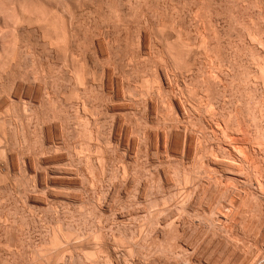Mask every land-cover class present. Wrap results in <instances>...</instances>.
Listing matches in <instances>:
<instances>
[{
    "label": "rangeland",
    "instance_id": "rangeland-1",
    "mask_svg": "<svg viewBox=\"0 0 264 264\" xmlns=\"http://www.w3.org/2000/svg\"><path fill=\"white\" fill-rule=\"evenodd\" d=\"M40 1L47 5L46 8L51 9L48 10L52 12V18H56L52 20L53 23L56 22L54 25L57 26L55 27L58 32V27H61L63 22L70 27L69 35H73H70L71 42L68 46L73 51V48H76L77 54L74 64L88 80L85 79L81 93L78 90L76 96L77 90L74 92L71 78L72 70H69V74L61 73L65 76L60 81L62 83L51 84L52 88L47 86L48 90L52 89L49 92L56 96L55 100L49 104L42 96V99H39L44 100V103L37 99L34 106L28 104V112L25 114L23 107L29 100L11 102V88L5 85L4 77L0 78V221L9 220V230L14 234V241L9 245L3 240L2 233L0 234V259L5 260L4 263L0 260V264H12V259L13 264H91L94 262L89 261L98 257H101L100 262H104L103 264H264V141L261 142L264 139V0L38 2ZM33 26L34 34L30 33L26 38L31 41V45L33 43V46L38 48L32 46V50L35 49L33 56L22 55L20 70H29L26 74L31 76L29 74H33L37 69L39 71L42 65H48L49 68L53 66L54 69V66L61 68L66 54L71 55V52L62 50L66 53L63 55L61 50H55V54L51 53V57H46L50 53L46 54L41 41L40 45L37 44L39 38L35 32L38 26ZM74 41L76 44L80 41L78 48ZM70 63L72 61L69 62L71 66ZM51 71L54 72L52 68ZM176 104L182 105V114L177 113ZM31 108L34 112L30 111ZM54 108L63 110L57 114L53 112ZM238 122L245 127L240 125V128H237ZM170 123L172 124L169 125ZM182 123L184 125L179 127ZM48 124L51 128L57 125L59 131L51 129L48 133L45 130L49 128ZM177 127L185 132L184 136L181 130L177 131ZM219 127L223 130H218ZM169 128H173L174 133L172 130L170 132ZM236 128L241 130V133H232ZM185 129H189L193 133L192 136ZM212 129L214 132H211ZM246 130H249L250 134ZM156 131L159 135L155 134ZM222 131H225L223 135ZM216 132L218 136L215 135ZM194 134L197 136L194 137ZM229 134L230 136L224 137ZM242 134H248V143H242L245 138ZM188 136L194 138V144H190V154L186 153V145L181 144H185L183 139ZM216 137L222 142L215 141ZM249 139L252 140L251 145ZM237 141H240V144ZM228 142L233 144L234 150L238 149L239 153L236 151L237 155H232L235 158L227 154L228 152H223V149L222 153L218 150L222 148L221 144H229ZM258 143L262 144L260 149ZM51 146L56 148L52 149ZM241 148L246 151L242 152ZM40 149H44L45 153ZM247 149L250 153L253 151L251 156ZM244 152L251 157L250 162L253 161L252 157L257 156L253 161L255 163L251 162L254 166H250L247 154L243 156ZM58 154H61L64 160L53 162L54 164L46 162V158ZM221 155L229 160H224ZM25 156L29 158L25 160ZM30 157L32 175L25 172L26 161L30 160ZM215 158L219 162H215ZM206 160H214L215 163L210 164ZM244 160L248 163L243 162ZM238 161L240 163L235 164ZM55 163L61 166L60 169L63 168V176L69 177L64 179L70 183L56 188V191L53 188V192L44 185V180L45 173H49L54 167L57 168ZM217 163H233L234 168L237 165L239 169L243 166L245 168L243 167L240 173L236 168L233 173L238 170L239 175L236 173L233 177L227 171L230 169L226 166H215ZM230 177L234 179L231 180ZM74 180L78 182L77 185ZM27 187L30 189H26ZM72 197L78 200L74 202ZM102 206L105 210H101ZM138 210L144 212L143 216L140 214L138 218L133 217ZM6 215H9L8 218ZM119 215H123L124 219L118 218ZM225 216L229 218L230 223ZM231 220H234L233 224ZM215 222L219 225L216 228L219 229L215 228ZM222 222L225 226L227 223L233 227L229 226L228 229ZM220 227L227 228L229 233ZM130 231L135 236L132 237ZM56 234L60 237L59 246L56 240L53 242ZM134 237L139 239V243L136 239H131ZM115 241L118 243L114 249L122 250L123 254H120V259H109L107 248L102 249V252L99 249L108 243V246H112ZM131 241L137 242L138 245L135 246L133 242L132 246ZM50 242L53 245L49 246ZM131 246L139 247H134V252L130 254L128 250ZM50 254H54L53 258ZM57 257H63L64 260L59 263Z\"/></svg>",
    "mask_w": 264,
    "mask_h": 264
},
{
    "label": "bare ground",
    "instance_id": "bare-ground-1",
    "mask_svg": "<svg viewBox=\"0 0 264 264\" xmlns=\"http://www.w3.org/2000/svg\"><path fill=\"white\" fill-rule=\"evenodd\" d=\"M37 1V0H36ZM35 0H0V78L1 77H4L5 78V85L6 86H8L9 88H11V96H12V98H13V100H11V102L13 101V102H15L14 100H17L18 102H21L23 99L25 100H29L28 102L29 103H27V105L29 104V105H31V107H32V104H33V106H34V102H36L37 101V99H42V96L43 97H45L44 99H46V102L47 103H52L53 102V100H55V97L51 94L52 92H49L50 90H52L51 88V84H56V85H58V83H62V82H60V81H62L63 79H64V77L65 76H63V74H61V73H63V72H68V74H69V70L71 71L72 70V84H73V87H75L73 90H74V92H76V90H77V93L75 94L76 96H78L77 94H78V90H79V92H80V89H81V87L83 86V84H85L84 82H86L85 81V79L87 78H85L84 76H83V74H82V71H81V69L80 68H77L76 66H75V59L77 58L76 57V48H73L74 49V51L71 49H69V46H70V43L69 42H71V41H69L71 38H70V35H71V37H72V35L73 34H70L69 35V29H70V27L69 26H67L66 24L67 23H62L61 24V27L59 26L58 27V29H59V32H58V30H56L57 28V26L56 25H54L55 23H53L54 21L52 20L53 18H52V16H51V14H52V12H49V10L48 9H50V8H46L47 7V5L45 6V4L42 2V1H40V2H42V3H40V2H36ZM77 3H79L78 1H77ZM43 4V5H42ZM51 10V9H50ZM51 13V14H50ZM53 15V14H52ZM57 15V14H56ZM77 15V14H76ZM54 19H56V18H54ZM58 20V19H57ZM56 20V21H57ZM61 20H62V18H61ZM66 20V19H65ZM61 22V21H60ZM59 22V23H60ZM67 22V21H66ZM75 21L73 20V23H74ZM58 23V24H59ZM79 23V22H78ZM33 25H37L38 26V30L35 32L34 30V32L36 33L35 35H37V37L39 38V41H37L38 43L37 44H39V42L41 41V43H42V45L41 46H43V50L44 51H46V54H47V52L48 53H50V54H48V56H46V57H51V53H54L55 52V50H61L60 52H61V54H63V55H65L66 53H68L69 51L71 52V55H69V54H66V58H65V61H63L64 63H65V65H64V63H63V65H62V67L61 68H58V67H56V66H54L55 67V69L53 68V66L52 65H54V64H52L51 66L52 67H50L49 68V66L48 65H45V66H41V68L39 69V71H38V69L36 70V71H34L33 72V74L31 73V71H30V73L31 74H29V75H31V76H28L26 73L29 71H27L26 72V70H25V72L23 71H21L20 70V68H22V67H20L21 65H22V62H21V57H22V55H25V56H33L32 55V52H34L35 51V49H34V51L32 50L34 47H36V46H33V43H32V45L30 44L31 43V41H29V39L28 38H26V35H29L30 33H33L32 32V26ZM72 25V24H71ZM74 25V24H73ZM79 25V24H78ZM56 26V27H55ZM34 27V26H33ZM76 27V29H77V26H75ZM37 29V28H36ZM76 29H74V30H76ZM57 31V32H56ZM72 31V30H71ZM57 33V34H56ZM73 33H76V32H73ZM34 34V33H33ZM77 34V33H76ZM79 35V34H78ZM34 36V35H33ZM32 36V37H33ZM77 36V35H76ZM80 37V36H79ZM95 37V36H94ZM34 38H35V36H34ZM77 38H78V36H77ZM37 39V38H36ZM74 40V39H73ZM72 40V41H73ZM36 41V40H35ZM34 41V42H35ZM76 41V40H75ZM74 41V43L76 44V42ZM30 42V43H29ZM80 42V41H79ZM78 42V43H79ZM95 42V41H94ZM36 43V42H35ZM78 43L76 44L77 45V48H78ZM74 44V46H76ZM31 45V46H30ZM35 45V44H34ZM40 45V44H39ZM38 45V46H39ZM69 45V46H68ZM32 46H33V48H32ZM72 44H71V47L70 48H72ZM93 46V45H92ZM91 46V47H92ZM36 48H38V47H36ZM48 50V51H47ZM65 51L66 53L64 54V52L63 51ZM69 50V51H68ZM78 50V49H77ZM43 51V52H44ZM73 51V52H72ZM79 51V50H78ZM77 51V52H78ZM96 51V50H95ZM38 52V51H37ZM36 52V53H37ZM42 52V53H43ZM58 52V51H57ZM56 52V53H57ZM63 52V53H62ZM69 52V53H70ZM75 52V53H74ZM35 54V53H34ZM44 54H45V52H44ZM45 54V55H46ZM55 54V53H54ZM54 54L52 55V57L54 58ZM59 54V53H58ZM105 54V53H104ZM43 55V54H42ZM50 55V56H49ZM81 55V54H80ZM62 56V55H61ZM24 57V56H23ZM38 57H40V56H38ZM44 57V56H43ZM71 57V58H70ZM81 57V56H80ZM34 58V57H33ZM42 59V58H41ZM40 59V60H41ZM49 59H52V58H48V60ZM23 60V59H22ZM38 60H39V58H38ZM46 60H47V58H46ZM80 60V59H79ZM43 61V60H42ZM72 61V63H70V64H72L71 66L69 65V62H71ZM35 63H36V61H34ZM41 62V61H40ZM40 62H39V64H40ZM49 62V61H48ZM51 62V61H50ZM57 62V61H56ZM56 62H54L55 63V65H56ZM58 62H60V61H58ZM51 64V63H50ZM58 65V64H57ZM80 65V64H79ZM26 66V65H25ZM28 66V65H27ZM36 66H38V65H36ZM66 66V68H64ZM78 66V65H77ZM83 67V66H82ZM32 68V67H31ZM36 68V67H35ZM51 68L54 70V72L52 73V71H51ZM57 68H58V70H57ZM95 68V67H94ZM24 70V69H23ZM55 71H57V72H55ZM81 71V72H80ZM91 71V70H90ZM89 72V71H88ZM55 74V75H54ZM59 74V76H57ZM62 76H61V75ZM87 74V73H86ZM64 75H65V73H64ZM93 75H95V74H93ZM68 76V75H67ZM71 76V75H70ZM87 76V75H86ZM209 76V75H208ZM4 78H3V80H4ZM215 79V78H214ZM71 80V79H70ZM87 80H88V78H87ZM213 81V80H212ZM88 82V81H87ZM50 83V84H49ZM66 83V82H65ZM67 84V83H66ZM50 86L51 88H50V90H48V88L49 87H47V86ZM68 85V84H67ZM91 88H92V86H91ZM85 89H87V88H85ZM62 90V89H61ZM54 91V90H53ZM4 92V91H3ZM59 92V91H58ZM86 92H87V90H86ZM6 93V92H5ZM8 93V92H7ZM54 93V92H53ZM81 93V92H80ZM56 94V93H55ZM88 94V93H87ZM4 95V94H3ZM62 95V94H61ZM63 95H64V93H63ZM62 95V96H63ZM58 96V95H57ZM61 96V97H62ZM75 96V97H76ZM2 97V96H1ZM74 97V96H73ZM80 97V96H79ZM87 97H88V95H87ZM8 98V97H7ZM2 99V98H1ZM8 99H10V94H9V98ZM39 99V100H40ZM86 99V98H85ZM5 100H6V98H5ZM48 100V101H47ZM71 100V99H70ZM88 100V99H87ZM6 101H8V100H6ZM5 101V102H6ZM42 100H40V102H41ZM44 101V100H43ZM42 101V102H43ZM83 101V100H82ZM17 102V103H18ZM24 102V101H23ZM22 102V103H23ZM27 102V101H26ZM33 102V103H32ZM39 102V107L41 106V103ZM45 102V103H46ZM61 102H62V99H61ZM60 102V103H61ZM79 102V101H78ZM89 102H90V100H89ZM16 103V102H15ZM21 103V104H22ZM38 103V102H37ZM44 103V102H43ZM46 103V104H47ZM7 104V103H6ZM20 104V103H19ZM18 104V105H19ZM46 104H43V105H46ZM69 104V103H68ZM84 104H85V102H84ZM92 104V103H91ZM12 105V104H11ZM15 105V104H14ZM26 104H24V106L25 107H23L24 108V110L23 111H25V114H26V112H28V107H29V105L27 106ZM36 105V104H35ZM59 105V104H58ZM86 105H87V103H86ZM86 105L84 106L85 108H87L86 107ZM177 105V110H178V114H182L183 113V111L184 110H182V105L181 106H178V104H176ZM184 105V104H183ZM2 106H4V105H2ZM62 106H63V104H62ZM80 106V105H79ZM77 107V106H76ZM19 108V107H18ZM49 108V107H48ZM60 108V107H59ZM62 108V107H61ZM9 109V108H8ZM11 109V108H10ZM30 109V108H29ZM72 109V108H71ZM124 109V108H123ZM45 110V109H44ZM52 110V109H51ZM62 110L63 109H60V110H56L55 108L53 109V112H56L57 114H59L58 112L60 111V112H62ZM68 110V109H67ZM74 110V109H73ZM84 110V109H83ZM86 110V109H85ZM90 110V109H89ZM88 109H87V111H89ZM93 110V109H92ZM176 110V111H177ZM250 110V109H249ZM263 110V109H262ZM8 111V110H7ZM30 111H33L34 112V110L31 108V110ZM41 111V110H40ZM65 111V110H64ZM63 111V112H64ZM76 111V110H75ZM87 111H86V113H87ZM91 111V110H90ZM254 111V110H253ZM6 112V111H5ZM9 112V111H8ZM43 112V111H42ZM45 112V111H44ZM49 112V111H48ZM51 112V111H50ZM36 113V112H35ZM89 113V112H88ZM239 113V112H238ZM254 113V112H253ZM7 114V113H6ZM29 114V113H28ZM44 114V113H43ZM54 114V113H53ZM72 114V113H71ZM93 114V113H92ZM91 114V115H92ZM177 114V115H178ZM258 114V113H257ZM8 115V114H7ZM24 115V114H23ZM62 115V114H61ZM66 115V114H65ZM76 115V114H75ZM87 115V114H86ZM88 115H90V114H88ZM184 115V114H183ZM264 115V114H263ZM34 116V115H33ZM55 116V115H54ZM82 116V115H81ZM181 116V115H180ZM186 116H187V114H186ZM3 117V116H2ZM30 117V116H29ZM49 117V116H48ZM77 117V116H76ZM90 117V116H89ZM250 117V116H249ZM254 117V116H253ZM10 118H12L11 116H10ZM14 118V117H13ZM25 118V117H24ZM32 118V117H31ZM38 118V117H37ZM206 118V117H205ZM217 118V117H216ZM237 118V117H236ZM2 119V118H1ZM6 119V118H5ZM4 119V120H5ZM15 119V118H14ZM28 120H29V118H27ZM27 119H25V120H27ZM40 119H42V118H40ZM40 119H39V121H40ZM178 119H180V118H178ZM186 119V118H185ZM212 119V118H211ZM210 119V121H213V120H211ZM255 119H257V118H255ZM254 119V120H255ZM7 120V119H6ZM19 120H20V118H19ZM23 120V119H22ZM141 120H142V118H141ZM144 120V119H143ZM216 120V119H215ZM233 120V119H232ZM3 121V120H2ZM30 121H32L31 119H30ZM45 121V120H44ZM43 121V122H44ZM82 121V120H81ZM140 121V120H139ZM181 121V120H180ZM185 121V120H184ZM207 121V120H206ZM218 121V120H217ZM231 121V120H230ZM244 121V120H243ZM256 121V120H255ZM264 121V120H263ZM25 122V121H24ZM61 122V121H60ZM140 122H142V121H140ZM139 122V123H140ZM144 122V121H143ZM174 122V121H173ZM216 122V121H215ZM233 122H234V120H233ZM257 122H258V120H257ZM39 123H41V122H39ZM176 123V122H175ZM180 123V122H179ZM179 123H176V124H179ZM184 123V122H183ZM182 123V125H178L179 127H181V126H183L184 124ZM224 123H227V122H225L224 121ZM242 123V122H241ZM16 124V123H15ZM18 124V123H17ZM28 124V123H27ZM42 124V123H41ZM44 124H46V123H44ZM43 124V125H44ZM172 123H170L169 125H171ZM188 124V123H187ZM187 124L185 125V128H187L186 126H187ZM209 124V123H208ZM228 124H229V122H228ZM238 124H239V122H238ZM243 124H245V123H243ZM248 124V123H247ZM253 124V123H252ZM255 124V123H254ZM262 124V123H261ZM9 125H10V123H9ZM22 125V124H21ZM25 125V124H24ZM38 125V124H37ZM49 125V124H48ZM217 125H219V124H217ZM225 125V124H224ZM232 125H234V124H232ZM231 125V126H232ZM240 125L241 124H239V125H237V126H239V127H237V128H240ZM258 125V124H257ZM1 126V125H0ZM14 126H17V125H14ZM39 126V125H38ZM138 126V125H137ZM206 126V125H205ZM212 126V125H211ZM241 126H243V127H245L244 125H241ZM248 126V125H247ZM249 126H250V124H249ZM9 127V126H8ZM19 127H21V126H19ZM18 127V128H19ZM23 127V126H22ZM24 127H26V126H24ZM33 127V126H32ZM170 127V126H169ZM174 128H175V126H173ZM209 127V126H208ZM217 127V126H216ZM221 127V126H220ZM220 127H219V129L218 130H220ZM228 127V126H227ZM263 127V126H262ZM26 128H28V126L26 127ZM42 128V127H41ZM63 128V127H62ZM131 128V127H130ZM140 128V127H139ZM138 128V129H139ZM166 128V127H165ZM178 128V127H177ZM176 128V129H177ZM193 128V127H192ZM212 128V127H211ZM224 128V127H223ZM236 128V129H237ZM248 128V127H247ZM254 128V127H253ZM258 128H259V126H258ZM2 129V128H1ZM17 129V128H16ZM22 129V128H21ZM51 129H52V131L54 130H56L57 132L59 131L58 130V127H57V125H54L52 128H51V126L49 125V128L47 127V129H45V130H47L48 131V133L51 131ZM143 129V128H142ZM145 129V128H144ZM170 129V128H169ZM175 129V130H176ZM217 129V128H216ZM229 129H231V128H229ZM229 129L227 130V131H229ZM244 129V128H243ZM243 129H242V133H244V131H243ZM249 129V128H248ZM264 129V128H263ZM15 130V129H14ZM18 130V129H17ZM24 130V129H23ZM31 130V129H30ZM50 130V131H49ZM155 130H157V128L155 129ZM171 130H172V133H174L173 131H174V129L173 128H171L170 129V132H171ZM181 130V133H182V135L185 133H183L182 132V129H180ZM180 130H179V128H178V132H180ZM186 130V129H185ZM189 130V129H188ZM188 130H186L187 132H190V130L188 131ZM192 130V129H191ZM211 130V129H210ZM213 130V129H212ZM221 130H223V129H221ZM220 130V131H221ZM225 130V129H224ZM238 130V131H237ZM237 130H233L232 131V133L234 132V134L236 133V132H240L239 131V129H237ZM245 130V129H244ZM3 131H5V129L3 130ZM16 131V130H15ZM21 131V130H20ZM27 131V130H26ZM32 131V130H31ZM138 131V130H137ZM144 131H146V129L144 130ZM176 131V134H178V132ZM184 131V130H183ZM236 131V132H235ZM247 131V130H246ZM249 131V130H248ZM248 131H247V133H248ZM128 132V131H127ZM126 132V133H127ZM169 132V133H170ZM208 132V131H207ZM211 132H214V130L213 131H211ZM225 132V131H224ZM224 132L222 131V135L224 134ZM250 132V131H249ZM252 132V131H251ZM257 132H259V131H257ZM25 133V132H24ZM29 133V132H28ZM143 133V132H142ZM157 133V131L155 132V134ZM163 133V132H162ZM195 133V132H194ZM203 133V132H202ZM230 133V132H229ZM241 133V132H240ZM264 133V132H263ZM21 134H22V132H21ZM56 134V133H55ZM58 134V133H57ZM139 134V133H138ZM141 134V133H140ZM145 134V133H144ZM158 135H159V133H157ZM156 134V135H157ZM191 134H193L192 132H190V134L189 135H191ZM214 134V133H213ZM217 134V135H216ZM228 134V133H227ZM231 134V133H230ZM230 134L229 135H225L224 137H228V136H230ZM237 134V133H236ZM239 134V133H238ZM248 134H250V133H248ZM248 134H242V135H245V138L243 139L244 141H242V143H244L245 141L247 142L248 141V139L246 138V135H248ZM4 135V134H3ZM25 135V134H24ZM29 135V134H28ZM49 135H52V134H49ZM127 135H128V133H127ZM137 135V134H136ZM164 136H165V134H163ZM167 135V134H166ZM173 135V134H172ZM180 135V134H179ZM178 135V136H179ZM182 135H181V137H182ZM205 135V134H204ZM207 135V134H206ZM215 135L216 136H218V133L216 132L215 133ZM232 135V134H231ZM137 136H140V135H137ZM136 136V137H137ZM184 136V135H183ZM192 136V135H191ZM186 137L185 139H183L184 140V143L185 144H183L182 142H181V144L182 145H186V153H188V154H190V148L192 147L190 144L191 143H193L194 144V142H192V141H194V140H192V139H194V138H192V137ZM197 135H195L194 134V137H196ZM233 136V135H232ZM231 136V137H232ZM239 136V135H238ZM251 136L252 137H254L252 134H251ZM257 136H258V134H257ZM17 137V136H16ZM26 137V136H25ZM135 137V138H136ZM148 137H149V135H148ZM161 137V136H160ZM159 136H158V138H160ZM163 137V136H162ZM169 137V136H168ZM167 137V138H168ZM173 137V136H172ZM180 137V138H181ZM202 137V136H201ZM204 137V136H203ZM215 137V136H214ZM223 137V136H222ZM231 137H229L230 139H232ZM244 137V136H243ZM258 137H260V136H258ZM263 137V136H262ZM28 138V137H27ZM53 138V137H52ZM99 138V137H98ZM138 138V137H137ZM165 138V137H164ZM180 138H178V139H180ZM221 138V137H220ZM229 138H227V140H229ZM234 138H235V136H234ZM233 138V139H234ZM241 138H242V136H241ZM241 138H240V141H241ZM250 138V137H249ZM264 138V137H263ZM32 139V138H31ZM49 139V138H48ZM140 139V138H139ZM163 139V138H162ZM196 139V138H195ZM213 139V138H212ZM219 139V138H218ZM225 139V138H224ZM245 139H247V140H245ZM253 139V138H252ZM257 139V138H256ZM25 140V139H24ZM51 140V139H50ZM136 140V139H135ZM134 140V141H135ZM145 140H146V137H145ZM165 139H163V141H164ZM171 139H170V137H169V141H170ZM182 140V141H183ZM217 140V137L215 138V141ZM227 140H224V141H226L227 142ZM236 140H238V138H236ZM235 140V141H236ZM254 140V139H253ZM258 140V139H257ZM257 140H256V142H255V144L257 143ZM260 140H261V138L259 139V142H260ZM23 141V140H22ZM30 141V140H29ZM129 141H131L130 139H129ZM159 141V140H158ZM166 141V140H165ZM176 141L178 142V140L176 139ZM229 141H231V140H229ZM234 141V140H233ZM234 141V142H235ZM239 141V142H240ZM252 141V140H251ZM250 141V139H249V142H250V145L252 144V142ZM262 141H264V139L263 140H261V142ZM139 142V141H138ZM142 142V141H141ZM161 142V141H160ZM172 142H173V140H172ZM198 142H200V141H198ZM217 142H220L219 140H217ZM222 142V141H221ZM220 142V143H221ZM234 142H232V143H234ZM238 142V141H237ZM238 142V143H239ZM9 143V142H8ZM14 143V142H13ZM43 143V142H42ZM52 143V142H51ZM140 143V142H139ZM143 143V142H142ZM229 143V142H228ZM241 143V144H242ZM248 143V142H247ZM263 143V142H262ZM130 144V143H129ZM192 144V145H193ZM217 144V143H216ZM231 143H229V144H227V143H224V144H221V146H222V148L220 147V148H218V150H220L221 151V149H223L224 151L223 152H228L227 154H230V156H232V155H234V154H236L237 155V153H236V151L238 150H234L235 148H233V144L232 145H230ZM240 144V143H239ZM239 144H238V146H239ZM254 144V143H253ZM255 144H254V147H256L255 146ZM261 143H258L257 145H259V149H260V146H262V144L260 145ZM264 144V143H263ZM30 145V144H29ZM128 145V144H127ZM131 145V144H130ZM133 145H134V143H133ZM136 145V144H135ZM141 145V144H140ZM178 145V144H177ZM198 145H199V143H198ZM244 145V144H243ZM249 145V144H248ZM11 146V145H10ZM26 146V145H25ZM43 146V145H42ZM129 146V145H128ZM188 146V147H187ZM191 146V147H190ZM199 146H201V144L199 145ZM216 146V145H215ZM236 146V145H235ZM234 146V147H235ZM253 146V145H252ZM8 147V146H7ZM49 147V146H48ZM52 147V146H51ZM59 147V146H58ZM131 147V146H130ZM129 147V148H130ZM135 147L136 146H134L133 148L135 149ZM171 147H172V145H171ZM180 147H182L181 145H180ZM179 147V148H180ZM197 147V146H196ZM240 147V146H239ZM242 147V146H241ZM244 147H246V146H244ZM264 147V146H263ZM26 148V147H25ZM31 148H32V145H31ZM56 148V147H55ZM55 148H53L52 147V149H55ZM165 148V147H164ZM193 148H194V146H193ZM236 148H237V146H236ZM252 148V147H251ZM16 149V148H15ZM174 149V148H173ZM202 149V148H201ZM204 149V148H203ZM262 149V148H261ZM29 151H30V149H28ZM41 150V149H40ZM43 151H44V149H42ZM41 150V151H42ZM58 150V149H57ZM56 150V151H57ZM129 150V149H128ZM136 150V149H135ZM179 150V149H178ZM177 150V151H178ZM181 150H182V148H181ZM183 150H184V148H183ZM193 150V149H192ZM206 150V149H205ZM242 152H243V150L244 149H240ZM248 150L249 149H247V152H248ZM254 150H255V148H254ZM264 150V149H263ZM9 151V150H8ZM18 151V150H17ZM42 151V152H43ZM51 151V150H50ZM49 151V152H50ZM56 151H54L53 150V152H56ZM130 151V150H129ZM133 151V150H132ZM201 151H203V150H201ZM220 151L218 152V153H220ZM244 151H246V150H244ZM4 152V151H3ZM15 152V151H14ZM33 152V151H32ZM36 152V151H35ZM38 152H39V150H38ZM64 152V151H63ZM170 152V151H169ZM175 152V151H174ZM180 152H182V151H180ZM185 152V151H184ZM184 152H183V154H184ZM192 152V151H191ZM238 152V151H237ZM253 152V151H252ZM251 152V153H252ZM261 152H263V151H261ZM30 153V152H29ZM44 153H45V151H44ZM52 153V152H51ZM58 153H59V151H58ZM62 153V152H61ZM178 153H179V151H178ZM193 153H195V152H193ZM221 153H222V151H221ZM239 153V152H238ZM245 153L246 152H244V154H243V156L245 157ZM248 153H250V152H248ZM251 153L249 154V156H251ZM260 153V152H259ZM258 153V154H259ZM11 154V153H10ZM63 154V153H62ZM133 154V153H132ZM247 154V153H246ZM255 154H257V149H256V151H255ZM196 155V154H195ZM194 155V156H195ZM205 155V154H204ZM223 155H225L226 157L228 156V155H226V154H223ZM30 156V155H29ZM40 156V155H39ZM41 156H42V153H41ZM40 156V157H41ZM51 156V155H50ZM63 156H64V154H63ZM63 156L60 154V156H59V154L58 155H54L53 157H50L49 159L48 158H46L47 160H46V162H48V164L49 163H52V164H54L53 162H57V161H60V160H64V158H63ZM130 156H131V154H130ZM222 156V155H221ZM248 156V154L246 155V158H247V161H249L250 162V160H249V158H251V157H247ZM253 156V155H252ZM65 157V156H64ZM132 157V156H131ZM175 157V156H174ZM186 156H184V158H185ZM222 157H224V156H222ZM226 157H224L223 159L224 160H226L227 161V159L229 158V156H228V158L227 159H225ZM239 157H241V156H238V158ZM257 157V156H256ZM255 156H254V158H256ZM7 158V157H6ZM11 158H13V157H11ZM27 158H29V157H26L25 156V160L27 159ZM45 158V157H44ZM181 158V157H180ZM183 158V159H184ZM205 158H206V156H205ZM231 158V157H230ZM229 158V159H230ZM232 158H235V157H233L232 156ZM237 158V159H238ZM253 157H252V159H253V161L255 160ZM140 159V158H139ZM189 159V158H188ZM209 159V158H208ZM214 159V158H213ZM218 159V158H217ZM222 159V160H223ZM228 159V160H229ZM236 159V160H237ZM37 160H38V158H37ZM133 160V159H132ZM136 160V159H135ZM138 160V159H137ZM221 160V159H220ZM232 160V159H231ZM235 160V161H236ZM239 160H241V159H239ZM246 160V159H245ZM243 161V162H245V163H248V162H246V161ZM40 161V160H39ZM181 161H183V160H181ZM188 161V160H187ZM207 161V160H206ZM214 161V160H213ZM213 161H207V162H209L210 164H213V163H215V162H219V160L217 161L216 160V158H215V162H213ZM225 161V162H226ZM253 161H251L253 164L255 163V162H253ZM258 161V160H257ZM25 162V161H24ZM27 162V169H25L26 171L25 172H28V173H31L32 172V160H31V157H30V160H28V161H26ZM25 162V163H26ZM45 162V161H44ZM131 162V161H130ZM141 162V161H140ZM178 162V161H177ZM222 162H224V161H222ZM232 162V161H231ZM242 162V163H243ZM250 162V163H251ZM11 163V162H10ZM22 163H23V161H22ZM42 163V162H41ZM60 163V162H59ZM133 163V162H132ZM184 163V162H183ZM227 164H228V162H226ZM229 163H230V161H229ZM240 162L238 161V163H235V164H239ZM251 163V165L250 166H252L253 164ZM7 164V163H6ZM137 164V163H136ZM138 164H139V162H138ZM209 164V165H210ZM223 164V163H222ZM225 165V163H224V165H221V166H226L228 169H230V170H227L228 171V173L229 174H232L233 175V177L235 176L234 174H236L237 173V171H236V173H233V172H235V169L237 168V166H236V168H234V166H233V163H231V164H229V165ZM40 165V164H39ZM55 165H56V163H55ZM55 165H53V166H55ZM57 165H58V163H57ZM56 165V166H57ZM63 165V164H62ZM133 165V164H132ZM186 165V164H185ZM219 164L217 163L215 166H218ZM219 165V166H220ZM244 164H242V166H243ZM247 165V164H246ZM50 166V165H49ZM140 166V165H139ZM208 166V165H207ZM240 166V165H239ZM249 166V165H248ZM254 166V165H253ZM9 167V166H8ZM59 167V168H58ZM185 167V166H184ZM209 167V166H208ZM213 167V166H212ZM244 168H245V166H243ZM243 167H241L240 169L239 168H237V169H239V173H240V170L243 168ZM23 168V167H22ZM26 168V167H25ZM52 168V167H51ZM61 168V166H57V168H53V169H51V171L49 172V173H45L46 174V180H44L45 181V184L44 185H47L46 187L47 188H49L50 189V191H51V189L53 190V192H54V189H55V191L56 190H58V189H56V188H60V187H62V186H64V184H66L67 182L68 183H70V181H66V179L67 178H69V177H65V176H63L64 174H65V172L63 171V168L62 169H60ZM159 168V167H158ZM207 168V167H206ZM223 168V167H222ZM249 168V167H248ZM18 169V168H17ZM24 169V168H23ZM155 169V168H154ZM163 169V168H162ZM199 169H201V168H199ZM198 169V170H199ZM254 169V168H253ZM43 170V169H42ZM46 170V169H45ZM50 170V169H49ZM206 170V169H205ZM232 170V171H231ZM247 170V169H246ZM24 171V170H23ZM128 171V170H127ZM140 171V170H139ZM230 171V172H229ZM247 171H249V170H247ZM73 172V171H72ZM190 172V171H189ZM188 172V173H189ZM206 172V171H205ZM28 173H26V175H28ZM42 173V172H41ZM66 173H67V175H68V172L66 171ZM133 173H135V172H133ZM138 173V172H137ZM207 173V172H206ZM215 172H213V174H214ZM239 173H237L238 175H239ZM249 173V172H248ZM23 174V173H22ZM40 174V173H39ZM44 174V173H43ZM71 174V173H70ZM31 175H32V173H31ZM30 175V177L32 178V176ZM138 175V174H137ZM152 175H154V174H152ZM151 175V176H152ZM159 175V174H158ZM198 175V174H197ZM216 175V174H215ZM238 175H236V176H238ZM167 176V175H166ZM188 176H190V175H188ZM210 176V175H209ZM221 176V175H220ZM64 177L66 178V179H64ZM136 177V176H135ZM227 177V176H226ZM44 178V177H43ZM139 178V177H138ZM183 178H185V177H183ZM189 179V177H186V179ZM203 178V177H202ZM201 178V179H202ZM4 179V178H3ZM213 179V178H212ZM229 179H231V180H233L231 177L229 178ZM236 179V178H235ZM26 180V179H25ZM32 180V179H31ZM74 181H76V180H74ZM181 181V180H180ZM186 182H188V180H185ZM28 182V181H27ZM27 182H25V183H27ZM77 182V181H76ZM163 182V181H162ZM13 183V182H12ZM16 183V182H15ZM23 183V182H22ZM71 183H72V181H71ZM134 183V182H133ZM214 183V182H213ZM29 184V183H28ZM74 184H78V182L77 183H75L74 182ZM23 185V184H22ZM42 185V184H41ZM183 185V184H182ZM187 186H188V184H186ZM185 185V186H186ZM207 185V184H206ZM29 186V185H28ZM138 186V185H137ZM164 186V185H163ZM167 186V185H166ZM179 186V185H178ZM185 186H183V187H185ZM24 187H25V185H24ZM43 187V186H42ZM41 187V188H42ZM139 187V186H138ZM29 187H27L26 189H28ZM32 188V187H31ZM37 188V187H36ZM39 188V187H38ZM44 188V187H43ZM54 188V189H53ZM141 188V187H140ZM162 188V187H161ZM186 188V187H185ZM188 188V187H187ZM189 188H191V187H189ZM188 188V189H189ZM30 189V188H29ZM34 189V188H33ZM49 189H46V190H49ZM139 189V188H138ZM142 189V188H141ZM177 189V188H176ZM192 189V188H191ZM190 189V190H191ZM32 190V189H31ZM44 190V189H43ZM175 190V189H174ZM189 190V191H190ZM211 190V189H210ZM209 190V191H210ZM25 191H27V190H25ZM35 191V190H34ZM40 191V190H39ZM49 191V192H50ZM60 191V190H59ZM163 191V190H162ZM171 191V190H170ZM179 191V190H178ZM184 191V190H183ZM186 191L188 192V190L186 189L185 190V194H186ZM31 192V191H30ZM42 192V191H41ZM53 192H50V193H53ZM176 192V191H175ZM191 192V191H190ZM26 193V192H25ZM29 193V192H28ZM32 193V192H31ZM45 193V192H44ZM43 193V194H44ZM58 193V192H57ZM46 194V193H45ZM55 194V193H54ZM139 194V193H138ZM172 194V193H171ZM31 195V194H30ZM59 196H60V194H58ZM62 195V194H61ZM187 195V194H186ZM52 196V195H51ZM56 196V195H55ZM63 196V195H62ZM66 196V195H65ZM174 196H175V194H174ZM190 196V195H189ZM28 197V196H27ZM26 197V198H27ZM61 197V196H60ZM68 197V196H67ZM66 197V198H67ZM69 197H71V196H69ZM140 197V196H139ZM30 198H31V196H30ZM52 198V197H51ZM141 199H142V197H140ZM173 198V197H172ZM36 199H38V198H36ZM139 199V198H138ZM34 200V199H33ZM70 200V199H69ZM71 200H73L74 202H76L78 199L77 198H75V197H72L71 198ZM28 201V200H27ZM38 201V200H37ZM41 201H42V198H41ZM50 201V200H49ZM61 201V200H60ZM24 202V201H23ZM43 202V201H42ZM41 202V203H42ZM63 202H65V201H63ZM142 202V201H141ZM54 203H55V201H54ZM140 203V202H139ZM51 204H53V203H51ZM58 204V203H57ZM141 204V203H140ZM3 205V204H2ZM19 205H20V203H19ZM49 205V204H48ZM47 205V206H48ZM55 205V204H54ZM30 205L28 204V207H29ZM50 206V205H49ZM58 206V205H57ZM24 207V206H23ZM12 208V207H11ZM20 208V207H19ZM52 208V207H51ZM227 208V207H226ZM55 210H56V208H54ZM104 209V207L102 206L101 207V210H103ZM108 209H109V207H108ZM107 209V210H108ZM105 210V209H104ZM145 210V209H144ZM14 211H16V210H14ZM26 211V210H25ZM61 211V210H60ZM8 212V211H7ZM19 212V211H18ZM53 212H54V210H53ZM55 212H57V210L55 211ZM147 212V211H146ZM11 213V212H10ZM142 213H144L143 211H140V210H138L137 211V213H135L134 215H133V217H137L138 218V216H141L142 215ZM207 213V212H206ZM226 213V212H225ZM23 214V213H22ZM21 214V215H22ZM27 214V213H26ZM58 214H60V213H58ZM141 214V215H140ZM148 214V212L146 213V215ZM154 214V213H153ZM205 214V213H204ZM224 214V213H223ZM24 215H25V213H24ZM145 215V214H144ZM7 216V215H6ZM9 216V215H8ZM8 216H7V218H8ZM27 216V215H26ZM57 216V215H56ZM60 216V215H59ZM143 216V215H142ZM152 216H154V215H152ZM204 216V215H203ZM244 216V215H243ZM2 217V216H1ZM20 217V216H19ZM155 217V216H154ZM217 219H219V215H217ZM223 217H224V215H223ZM234 217V216H233ZM239 217V216H238ZM241 217V216H240ZM6 218V217H5ZM32 218V217H31ZM118 218H120V219H124V216L123 215H119V217ZM210 218V217H209ZM225 218L227 219V217L225 216ZM248 218V217H247ZM246 218V219H247ZM19 219V218H18ZM25 219V218H24ZM64 219V218H63ZM205 219H207V216L205 217ZM215 218H213V220H214ZM220 219H221V217H220ZM232 219V218H231ZM245 219V220H246ZM5 220V219H4ZM2 220V224L0 225L1 227H0V234L1 235H3V240L6 242V244H10L11 242H13L14 241V237L12 238V236H14V234H12L11 232V230H9V227H8V223H9V220H8V222L5 220ZM16 220H17V218H16ZM21 220V219H20ZM57 220V219H56ZM60 220V219H59ZM209 220V219H208ZM212 219H210V221H211ZM212 220V221H213ZM224 220V219H223ZM228 221H229V223H230V220H229V218L227 219ZM226 220V221H227ZM236 220V219H235ZM4 221V222H3ZM13 221V220H12ZM23 221V220H22ZM171 222H172V220H170ZM214 221H216V220H214ZM213 221V222H214ZM221 221V220H220ZM232 221V220H231ZM234 221V220H233ZM233 221L231 222L232 224H233ZM18 222H19V220H18ZM61 221H59V223H60ZM167 222V221H166ZM207 222H209V221H207ZM212 222V223H213ZM13 223V222H12ZM62 223V222H61ZM170 223V222H169ZM217 222H215V224H216ZM224 223H226V222H224ZM245 223H246V221H245ZM14 224V223H13ZM18 224V223H17ZM20 224V223H19ZM12 225V224H11ZM15 225V224H14ZM21 225V224H20ZM58 225V224H57ZM56 225V226H57ZM160 224H158V226H159ZM169 225V224H168ZM174 225V224H173ZM180 225V224H179ZM212 225V224H211ZM217 225V224H216ZM215 225V228L216 227H218L219 225H217L216 226ZM220 225H221V223H220ZM222 225L223 226H225L224 224H223V222H222ZM19 226V225H18ZM210 226V225H209ZM226 226L228 227V229H229V226H232V225H227V223H226ZM225 226V227H226ZM235 226V225H234ZM14 227V226H13ZM16 227V226H15ZM20 227V226H19ZM60 227V226H59ZM160 227V226H159ZM179 227V226H178ZM222 227V226H221ZM220 227V228H221ZM224 227V228H225ZM233 227V226H232ZM232 227H231V230H232ZM18 228V227H17ZM137 228H139V227H137ZM156 228V227H155ZM154 228V229H155ZM210 228H211V226H210ZM224 228H221V229H224ZM10 229H12V227L10 228ZM56 229H58L57 227H56ZM133 229V228H132ZM143 229V228H142ZM158 229V228H157ZM216 229H219V228H216ZM227 229V228H226ZM226 229H224L225 231H226ZM234 229V228H233ZM241 229V228H240ZM13 230V229H12ZM16 230V229H15ZM18 230V229H17ZM55 230V229H54ZM53 230V231H54ZM58 230H60V228L58 229ZM137 230V229H136ZM156 230V229H155ZM10 231V232H9ZM22 231V230H21ZM63 230H61V232H62ZM141 231V230H140ZM158 231H159V229H158ZM230 231V230H229ZM229 231L227 230L226 231V233L228 232L229 233ZM17 232V231H16ZM19 232H20V230H19ZM25 232V231H24ZM55 232V231H54ZM53 232V233H54ZM61 232H59V233H61ZM232 232H233V230H232ZM57 233V232H56ZM130 233H131V235H132V231H130ZM156 233H158V232H156ZM11 235V237H10V235ZM22 234V233H21ZM20 234V235H21ZM58 234V233H57ZM56 234V236L54 237V239H53V242H56L57 241V243H58V239H60V237H58V235ZM64 234H65V232H64ZM135 234H136V232H135ZM141 234V233H140ZM1 235H0V237H1ZM54 235H55V233H54ZM53 235V236H54ZM68 235V234H67ZM143 235H145V234H143ZM142 235V236H143ZM8 236H9V238H8ZM61 237H63L62 235H60ZM71 236V235H70ZM77 236H78V234H77ZM133 236H135V235H132V237ZM146 236V235H145ZM17 237H19L18 235H17ZM26 237V236H25ZM24 237V238H25ZM65 237V236H64ZM69 237V236H68ZM68 237H67V239H68ZM141 237V236H140ZM16 238V237H15ZM78 238H79V236H78ZM89 238V237H88ZM137 237H134V238H131L132 240H134V239H136ZM144 238V237H143ZM19 238H17V240H18ZM63 239V238H62ZM82 239H86V238H82ZM20 240V239H19ZM54 240H56V241H54ZM89 240V239H88ZM129 240V239H128ZM137 240V239H136ZM16 241V240H15ZM21 242H22V240H20ZM62 241V240H61ZM69 241V240H68ZM139 241V239L137 240V242ZM143 241H145V239L143 240ZM104 242H106V241H104ZM132 242V241H131ZM134 242V241H133ZM131 243V245L132 244H134V243ZM136 242V243H137ZM4 243V242H3ZM23 243V242H22ZM64 243H65V240H64ZM118 243V241H115V243H113V245L111 246V245H109L108 246V244H107V246H105L104 248H102L101 247V249H99L100 251L102 250V249H105V248H107L106 249V253H108V256H107V258H109V259H112V258H116V259H120L119 258V256H120V254H123V252H122V250H118V249H114L115 248V246H116V244ZM134 244L135 246H137L138 245V243L137 244ZM21 244V243H20ZM52 243L50 242V244H49V246L51 245ZM59 244H61L60 242L58 243V246H59ZM66 244V243H65ZM69 244V243H68ZM140 244H141V241H140ZM1 245V244H0ZM5 245V244H4ZM53 245V244H52ZM57 245V244H56ZM128 245H130V243L128 244ZM14 246V245H13ZM12 246V247H13ZM17 246H19V245H17ZM61 246V245H60ZM64 246V245H63ZM69 246V245H68ZM133 246V245H132ZM128 247L129 248V250H128V252L130 253V254H132L133 252H134V247ZM4 247V246H3ZM7 247V246H6ZM21 247H22V245H21ZM52 247H55V246H52ZM65 247V246H64ZM139 247V246H138ZM138 247L136 248V249H138ZM140 247H142L141 245H140ZM1 248V247H0ZM23 248V247H22ZM59 248V247H58ZM61 248V247H60ZM67 248V247H66ZM96 248V247H95ZM98 248V247H97ZM5 249V248H4ZM16 249V248H15ZM85 249V248H84ZM135 249V250H136ZM7 250V249H6ZM17 250V249H16ZM54 250H55V248H54ZM60 250V249H59ZM64 250V249H63ZM15 251V250H14ZM18 251V250H17ZM47 251V250H46ZM45 251V252H46ZM52 251H53V248H52ZM77 251V250H76ZM93 251V250H92ZM103 251V250H102ZM101 251V252H102ZM7 252V251H6ZM86 252V251H85ZM3 253V252H2ZM14 253V252H13ZM19 253H20V251H19ZM23 253V252H22ZM47 253V252H46ZM48 253H49V250H48ZM51 253V252H50ZM53 253V252H52ZM64 253H65V251H64ZM96 253V252H95ZM98 253V252H97ZM100 253V252H99ZM5 254V253H4ZM7 254V253H6ZM15 254V253H14ZM42 254V253H41ZM84 254H86V253H84ZM88 254V253H87ZM90 254H92V253H90ZM1 255H3V254H1ZM8 255V254H7ZM6 255V256H7ZM60 255H61V253H60ZM59 255V256H60ZM62 255H63V253H62ZM79 255H80V253H79ZM104 255H106V254H104ZM4 256V255H3ZM2 256V257H3ZM10 256H12V254L10 255ZM22 256V255H21ZM25 256V255H24ZM50 256H52V258H53V256H54V254L53 255H51L50 254ZM58 256V255H57ZM87 256V255H86ZM43 257V256H42ZM65 257V256H64ZM81 257V256H80ZM90 257V256H89ZM9 258V257H8ZM11 258V257H10ZM22 258H23V256H22ZM50 258V260H51V257H49ZM59 258V259H58ZM63 258V257H62ZM61 257H57V259H58V262L59 263H61L62 262V260H64V259H62ZM88 258V257H87ZM87 258H85V259H87ZM5 259H6V257H5ZM19 259H21V258H19ZM29 259V258H28ZM43 259H45V258H43ZM56 259V260H57ZM100 259H101V257H98V258H96L95 260H92V261H89V262H94V263H91V264H99V262H100ZM1 260V259H0ZM13 261H14V259H12ZM49 260V259H48ZM49 260V261H50ZM81 261H82V259H80ZM88 260V259H87ZM2 261V260H1ZM0 261V262H1ZM3 261H5V260H3ZM2 261V262H3ZM8 261V260H7ZM13 261H12V264H13ZM16 261V260H15ZM23 261H25V260H23ZM28 261V260H27ZM52 261V260H51ZM103 261V260H102ZM48 262V261H47ZM57 262V263H58ZM83 262V261H82ZM87 263H88V261H86ZM4 263V262H3ZM28 263V262H27ZM26 263V264H27ZM32 263V262H31ZM51 263V262H50ZM67 263V262H66ZM104 262H100V264H103ZM108 263V262H107ZM6 264H9V263H6ZM11 264V263H10ZM111 264V263H110Z\"/></svg>",
    "mask_w": 264,
    "mask_h": 264
}]
</instances>
